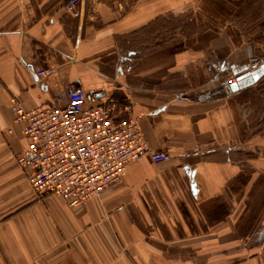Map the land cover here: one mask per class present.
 <instances>
[{"label":"crops","instance_id":"obj_1","mask_svg":"<svg viewBox=\"0 0 264 264\" xmlns=\"http://www.w3.org/2000/svg\"><path fill=\"white\" fill-rule=\"evenodd\" d=\"M79 1L0 0V264H264V14H241L245 0ZM251 57L261 75L234 91L225 80H252ZM74 88L131 107L169 155L79 208L33 193L10 111Z\"/></svg>","mask_w":264,"mask_h":264},{"label":"built area","instance_id":"obj_2","mask_svg":"<svg viewBox=\"0 0 264 264\" xmlns=\"http://www.w3.org/2000/svg\"><path fill=\"white\" fill-rule=\"evenodd\" d=\"M79 0H69L72 12ZM257 65L250 58V68ZM47 71H39L44 77ZM235 83L234 77L226 80ZM13 125L19 126L26 141L17 154L23 171L38 198L56 196L69 208H79L120 183L125 168L149 160L161 164L169 155L152 150L145 141L140 119L131 107L117 111L113 105L88 104L84 92L74 88L63 105L42 103L26 110L11 101Z\"/></svg>","mask_w":264,"mask_h":264},{"label":"flooded vegetation","instance_id":"obj_3","mask_svg":"<svg viewBox=\"0 0 264 264\" xmlns=\"http://www.w3.org/2000/svg\"><path fill=\"white\" fill-rule=\"evenodd\" d=\"M238 11L241 14L249 17H251V15L257 16L259 14H264V0H245V4L244 5L242 4ZM258 68H259V63L257 61L256 67L252 69V71L250 72H256L258 71ZM247 77L252 78V80H249V82L246 84H242V81L245 80V78L243 79L239 78L237 79V81H235V85L238 87L237 90H242L245 87L247 88L248 86H253V84L257 82V80L253 79V76H251V74L250 76Z\"/></svg>","mask_w":264,"mask_h":264},{"label":"water","instance_id":"obj_4","mask_svg":"<svg viewBox=\"0 0 264 264\" xmlns=\"http://www.w3.org/2000/svg\"><path fill=\"white\" fill-rule=\"evenodd\" d=\"M257 74H260L261 75V71L260 72L256 71V72L251 73V76H253V79L254 80H257L258 79L259 76ZM232 89L234 91H236L238 89V87L235 85V86H233Z\"/></svg>","mask_w":264,"mask_h":264},{"label":"rangeland","instance_id":"obj_5","mask_svg":"<svg viewBox=\"0 0 264 264\" xmlns=\"http://www.w3.org/2000/svg\"><path fill=\"white\" fill-rule=\"evenodd\" d=\"M250 23V22H249Z\"/></svg>","mask_w":264,"mask_h":264}]
</instances>
